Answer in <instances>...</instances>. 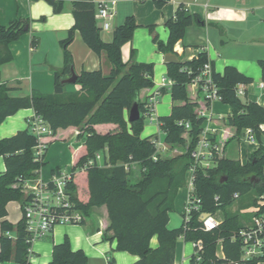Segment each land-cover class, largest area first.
<instances>
[{"label": "trees", "instance_id": "trees-1", "mask_svg": "<svg viewBox=\"0 0 264 264\" xmlns=\"http://www.w3.org/2000/svg\"><path fill=\"white\" fill-rule=\"evenodd\" d=\"M44 1L54 14H58L65 0ZM70 1L74 25L66 38L60 41L63 65L54 71L53 93L33 90L26 97L12 98L7 96V89L0 82V124L19 110L32 109L34 116L39 117L51 131L49 136L41 137L45 152L39 161H35L33 156V148L38 141L29 128L0 140V158L5 167L4 172H0V263H28L29 244L23 219L15 225L5 220L6 205L11 201L22 203L25 200L21 182L36 177L45 163L48 145L58 140V131L72 128L77 130L78 140L84 138L81 148L74 150L78 158L71 168L72 177L68 185L76 209L84 216L79 225L85 223L92 209L104 207L108 225L103 239L115 241V251L137 256L138 260L133 264H174L176 240L180 237L184 242L195 244L194 252L199 255L197 261L193 253L189 264H264V245L261 256L243 260L238 236L241 230L250 226L252 217H264V206L256 213L227 212L234 202H241L240 210L255 207V196H264V147L261 144L264 133L259 130V125H264V108L242 101L235 92L238 85H248L252 80L233 67H226L220 75L211 66V77L220 102L231 109L225 125L233 130L232 139L239 141L242 131L251 129L259 146L246 162L241 163L235 155L229 157L224 154L227 140L220 143L213 139L219 151L213 156V166L205 169L195 164L191 153L205 121L199 113L208 107V102L203 98L200 106L199 102L189 98L187 89L208 62L207 55L202 52L189 61L179 59L176 63H166V78L171 81L172 107L170 114L157 118V122L164 135L163 142L180 154L162 156L153 143L156 138H141L148 99L141 98L140 94L154 85V65L137 63L134 50L130 51L126 63L121 58L122 46L130 42L137 27L133 16L126 17L115 27L112 40L106 43L100 38L94 0ZM151 1L157 10L169 2ZM262 22L264 25V11ZM29 24L28 19L17 17L8 26H0V65L11 60L8 46L29 32ZM194 24L201 25L202 19L188 13L180 4L164 24L168 31L165 44L153 35V26H148V29L157 50L169 54L174 53L173 47L183 39L186 28ZM75 31L94 54L98 57L105 55L110 71L108 74L101 69L82 71L74 84L79 89L69 91V86L62 81L73 70L68 46ZM36 44L37 39L33 37L31 46ZM258 65L264 89V59L258 61ZM159 92L164 93L165 90L161 88ZM135 103L140 118L128 123L124 115ZM98 125H111L113 129L100 134L94 128ZM99 153L101 166L95 160ZM89 161L93 164L87 165ZM134 164L138 166L136 176L132 170ZM194 166L193 190L200 200L199 210L191 212L187 221H184L183 214L181 225L169 229V214L173 211L177 191L184 184L186 172ZM218 212L222 213V220L212 230L204 231L200 215L216 216ZM8 233L14 235L15 240L9 238ZM154 237L157 247L151 248L150 241ZM219 242L222 258L216 255ZM48 264H87V258L81 250L72 251L65 237L62 243L53 245ZM107 264H114V260L108 258Z\"/></svg>", "mask_w": 264, "mask_h": 264}, {"label": "crops", "instance_id": "crops-1", "mask_svg": "<svg viewBox=\"0 0 264 264\" xmlns=\"http://www.w3.org/2000/svg\"><path fill=\"white\" fill-rule=\"evenodd\" d=\"M102 1L106 0H94V3L97 5ZM180 4L184 5L188 13L198 15L202 19V24L187 27L183 39L174 45L173 52L178 61L179 59L192 60L199 53L204 52L215 73L221 75L226 67H233L252 80L248 85H241L243 95L240 99L264 108V89L258 65V61L264 59V25L262 22L264 0H169L160 10L154 7L151 0H117L111 28L107 32H101L100 38L103 42H110L113 29L122 24L126 17L133 16L137 27L132 33L130 42L121 48L122 61L126 63L130 51L134 50V59L137 63L154 65V85L140 94L141 98L148 99L153 96L156 100L151 111L145 116L150 125L146 127V130L143 127L141 138L149 136L156 138L155 140L164 145V150L158 151L159 154L169 157L177 156L180 152L170 149L161 141L157 118L170 114L172 101L169 88L171 84H166L164 87L161 85L162 79L168 80L166 63L164 54L160 53L152 42L148 26H153V35L165 44L168 31L164 24L173 16ZM17 17L30 21L29 32L9 44L11 60L0 65V82L6 87L7 96L12 98L26 97L33 90L43 94H52L54 71L61 69L63 65L60 41L66 38L67 32L74 25L72 3L70 0L63 1L62 11L54 14L51 6L44 0H0V26H8L9 22ZM42 18L44 20H41ZM97 25L99 27L100 22L97 21ZM33 37L37 39L34 47L31 46ZM68 50L72 56L73 71L76 75L82 71L91 72L98 69H101L104 74L109 73L110 65L105 55L98 57L94 54L82 42L77 31L74 32L73 41L68 46ZM161 88L165 90L164 93L158 92ZM187 91L189 98L196 100L201 106L203 94L198 90L197 85L191 83ZM204 111L206 119L202 128L213 131V138L216 142L228 141L224 154L235 155L241 163L246 162L259 145L244 141L242 134L239 136V141L232 139L233 130L225 125V118L231 113L230 107L220 101H212ZM33 118L32 109H22L7 117L0 124V140L29 128ZM152 122L156 123L154 127L151 125ZM94 128L98 133L105 134L111 131L113 126L98 125ZM77 134V130L72 128L58 131L57 142L70 141L71 143L67 144V155L63 153L56 157L54 152L46 150L44 161L46 160L48 169L50 168V175L61 166H69L71 170L75 164L78 157L75 156L74 150H79L84 143V138L78 140ZM261 144L264 147V135L261 136ZM4 170V162L0 158V172ZM190 179L191 172L188 170L185 174L187 186L184 180L183 186L178 189L174 199L173 210L180 212L181 216L190 190ZM251 208L241 210V213H249ZM13 209L18 213V217L14 219L12 218ZM6 211L5 220L10 224L15 225L21 220L18 202H8ZM107 225L105 208H94L83 225L56 226L46 239L36 242L32 247L31 261L34 264H48L51 261L53 245L62 243L66 237L72 251L81 250L85 254L87 264H107L108 258H112L114 264L135 263L138 260L137 256L117 252L115 241L103 239ZM191 244L193 247V243ZM150 247H157L155 237L151 239ZM216 255L222 258L220 242L217 245ZM174 264H189V259L186 260L184 255L177 259L175 250Z\"/></svg>", "mask_w": 264, "mask_h": 264}, {"label": "built area", "instance_id": "built-area-1", "mask_svg": "<svg viewBox=\"0 0 264 264\" xmlns=\"http://www.w3.org/2000/svg\"><path fill=\"white\" fill-rule=\"evenodd\" d=\"M117 0H106L96 5L95 19L96 22H100L99 28L101 32H107L111 28V21L115 14V6ZM212 68L209 62H207L201 73L193 79L192 83L197 85L198 90L203 94V98L207 100L208 104L212 101H221L217 92V87L212 81ZM166 84H171V81L162 79L161 85L164 87ZM159 92V91H158ZM236 95L242 96V86L236 87ZM155 95V94H154ZM157 95V92H156ZM156 103L155 97L151 96L147 100L146 108L148 112L151 111ZM147 112V113H148ZM146 113V114H147ZM200 116L205 117V111H200ZM31 133L37 138L38 144L33 148V156L35 161L42 160V155L45 152V145L41 142V137L49 136L51 134L48 126L43 121L34 116L30 125L28 126ZM188 128V125H185ZM259 130L264 133V125H259ZM244 141L255 144L256 138L251 129H245L242 131ZM213 131H209L202 128L199 140L195 149L191 153V157L194 159L195 164L200 165L202 161L209 160L213 162L214 154L219 151L216 143H213ZM156 151L164 150V145L157 140H153ZM95 160L98 165H102L101 154H96ZM93 161H89L87 165H92ZM85 165L82 169H84ZM202 167V166H201ZM194 167L190 168V190L187 194V199L184 205V221L189 219L190 213L198 211L200 206V200L195 196L193 190V172ZM205 169L211 168L206 164ZM72 171L60 172L55 170L48 181H43L39 177V172L36 177L30 180H24L21 182V189L25 195V200L19 203L21 218L23 219L25 232L27 237V243L29 244L28 263L34 264L31 261L32 247L36 242L46 239L53 229L59 225H79L84 219L83 214L76 209L75 203L72 199V194L68 189V185L71 181ZM237 197L236 195L234 196ZM256 206L250 209V212L256 213L259 208L264 206V196H255ZM205 214V213H202ZM201 214V215H202ZM200 215V216H201ZM199 221L202 223L204 231H210L217 226L218 221L213 215L206 214L205 217ZM9 238L15 240V236L7 234ZM239 239L242 244V259L250 260L254 257L262 255V246L264 245V217H252L251 224L248 228L241 230L238 233ZM195 247V244H193ZM196 260L198 261L199 255L194 252ZM5 264V263H0Z\"/></svg>", "mask_w": 264, "mask_h": 264}, {"label": "rangeland", "instance_id": "rangeland-1", "mask_svg": "<svg viewBox=\"0 0 264 264\" xmlns=\"http://www.w3.org/2000/svg\"><path fill=\"white\" fill-rule=\"evenodd\" d=\"M69 91H74V90H78L79 87L78 86H74V85H69V87L67 88ZM127 117H128V113H125L124 115V118L127 121ZM155 122H152L151 125L154 127L155 126ZM150 125V122L145 119L144 121V127H145V130H146V127H148ZM161 138V141H163V133L160 131V136ZM71 143L70 141H66V142H57V141H54L53 143L49 144L47 149L49 152H54V155L56 157L58 156H61L63 153L64 155H67V144ZM243 146V145H242ZM241 146V148H242ZM170 155V154H168ZM227 156L229 157H233L231 156V154H227ZM44 165L40 168L39 170V177L43 180V181H48L50 178H51V175L49 174V170L50 168L48 169V164L46 162V160L44 161ZM208 164V166L212 167L213 166V162L209 161V160H204L202 161V163H200V166H202L204 168V166ZM56 170L60 171V172H69L70 171V168L69 166H61L59 168H57ZM132 170H133V175L136 176L137 175V171H138V166L136 164L132 165ZM49 176V177H48ZM185 186H187V180H185ZM242 207V204L241 202H234L233 205L229 208H227V212L228 213H238L240 212L241 213V210L240 208ZM184 213V211L182 212V214ZM17 211H15L13 209L12 211V218L14 219L15 217H18L17 215ZM181 213L180 212H176V210H173L170 214H169V217H170V223L168 225V228L169 229H174V228H178L180 225H181V222H182V216L180 215ZM223 215L221 212H218L216 214V220L219 221L220 219H222ZM59 226H65V225H59ZM69 226V225H68ZM71 226V225H70ZM219 250H220V247H219ZM194 252V249L192 247V244L189 243V242H184L183 239L180 237L176 240V255H177V259L181 258L182 255L185 256L186 260L189 259V257L193 254Z\"/></svg>", "mask_w": 264, "mask_h": 264}, {"label": "water", "instance_id": "water-1", "mask_svg": "<svg viewBox=\"0 0 264 264\" xmlns=\"http://www.w3.org/2000/svg\"><path fill=\"white\" fill-rule=\"evenodd\" d=\"M26 29V28H25ZM164 62L165 63H176L178 62L177 56L174 53L164 54ZM77 75L74 73V71H71V75L64 79L62 81V84L65 85H74L76 83ZM140 118V113L138 110L137 104H133V106L130 108L128 112L127 121L128 123H132L134 121H137ZM206 214H202L200 216V220H202L205 217Z\"/></svg>", "mask_w": 264, "mask_h": 264}]
</instances>
